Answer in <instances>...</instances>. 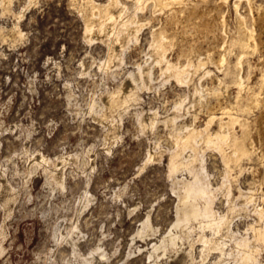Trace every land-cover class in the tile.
<instances>
[{
  "label": "rangeland",
  "instance_id": "374dc122",
  "mask_svg": "<svg viewBox=\"0 0 264 264\" xmlns=\"http://www.w3.org/2000/svg\"><path fill=\"white\" fill-rule=\"evenodd\" d=\"M250 1L255 10L254 37L258 45L232 46L229 65L232 69L236 54L243 51L250 65V91L258 92L264 100L260 75L264 69V0ZM231 2L227 23L235 36ZM25 3L12 0L11 10L6 12L0 6V264H153L148 257L151 246L172 228L177 198L171 191L165 152L160 159L148 161L146 154L170 146V127L159 123L154 131H141L135 111L142 107L164 114L180 94L191 88L170 80L159 90L142 89L140 106H131L117 115L121 120L118 136L109 143L105 134L112 127L111 119L99 122L88 106L113 89L134 69L135 62L143 61L141 52L147 48L149 29L143 31L140 43L131 47L113 74L111 69L99 68L107 55L105 41L85 37L80 12L83 0H36L19 18ZM211 13L210 26L216 16V12ZM13 26L22 32L16 40L9 35ZM170 53L175 60L176 50ZM224 82L230 93L237 94L231 76L226 75ZM248 92L243 94V103L250 98ZM224 98L220 99L222 103L235 105V101ZM202 111L198 106L191 109L186 121L195 115V123H203L207 116ZM215 113L221 115L218 109ZM237 115L253 120L259 110H240ZM216 123L213 128H217ZM252 137L257 143L254 133ZM261 143L258 151L241 160L240 172L235 168L233 187L236 196L237 187L247 190L254 181L257 204L264 203V184L257 182L258 177L264 182V139ZM199 150L211 181L214 185L220 183L225 169L221 156L204 144ZM68 154L81 158L76 162L68 159L52 177L45 170L51 163L34 165V159L30 163V158L37 155L55 162ZM51 178L61 179L62 185L50 182ZM218 197L215 208L224 212L226 200ZM253 218L249 210L236 212L231 225L243 233ZM199 246L194 243L189 259L183 253L188 243L178 241L177 248L183 249L175 253L173 264H226L215 251L199 262ZM98 249L105 254L103 257L85 261ZM156 254L160 264H170V251L162 255L159 249ZM260 259L264 264V248Z\"/></svg>",
  "mask_w": 264,
  "mask_h": 264
},
{
  "label": "bare ground",
  "instance_id": "6f19581e",
  "mask_svg": "<svg viewBox=\"0 0 264 264\" xmlns=\"http://www.w3.org/2000/svg\"><path fill=\"white\" fill-rule=\"evenodd\" d=\"M35 2L36 0H26L19 18L24 10ZM230 2L231 0H106L101 3L96 0H83V7L80 9L85 37L88 40H104L106 43L107 55L99 63V68L104 71L111 69L113 74L118 72L131 47L140 43L143 31L149 29L147 48L141 52L143 61L135 62L134 69L113 89L101 94L98 100H92L88 106L99 122L104 123L111 119L112 127L105 134L109 143H113L118 136V122L121 120L117 115L131 106H140L143 101L140 94L142 89L154 87L159 90L160 86L170 80H174L179 86L191 88L188 93H182L172 100L171 108L164 114L142 107L136 108L135 111L141 131H154L159 123L170 127V146L166 149L159 147L156 151L146 154L148 161L160 159L165 152L168 176L172 181L171 191L177 198L172 228L151 246L148 257L153 264H160L156 254L159 249L162 255L170 251L169 263L173 264L176 260L175 253L183 249L177 248L178 241L188 243L189 248L183 250V253L189 259L192 258L194 243L198 242L199 262L204 261L211 251H215L218 258L226 264H263L260 252L264 248V203L255 202V182H250L247 190L237 187L238 194H233L237 177L235 168L240 172L241 160L258 151L264 139V100L258 92L250 91V65L243 51L240 50L236 54L232 69L229 65L232 46L257 48L254 37L255 10L250 0L231 2L235 11L236 29V35L232 36L227 23ZM11 3L12 0H0L2 11H10ZM212 11L216 12V16L212 18L214 24L210 26L208 18L210 19ZM202 13L203 15H200ZM9 35L16 40L22 36V32L13 26ZM173 50H176L175 60L170 56ZM244 69L246 74H243ZM226 75L234 79L238 88L237 94L229 92L224 82ZM260 75L264 80V69ZM247 89L250 98L243 103V94ZM222 97L235 101V105L230 101L222 103ZM197 106L205 111L207 119L201 124H196V116L192 115L190 122L186 121L190 110ZM255 108L259 110V115L256 114L253 120L237 115L240 110ZM215 109H218L221 115L217 116ZM215 121L217 128H213ZM253 133L257 143L254 142ZM202 144L207 149L216 151L225 165L221 181L216 185L211 181L203 154L199 150ZM155 145L158 146L159 142L156 141ZM106 149L108 150V147ZM78 158V154H68L53 162L48 157L37 155L30 158V163L32 159L35 160L34 165L51 163L45 170H49L52 177L57 168L62 169L68 159L76 162ZM183 172H186L188 177L183 176ZM51 181L62 185L61 179L51 178ZM257 182L264 184L263 179L259 177ZM218 195L226 200L227 207L224 212L215 208ZM239 198L242 199L241 203L236 202ZM248 210L254 218L243 233L238 232L231 225L233 215ZM69 241L71 245L74 244L72 238ZM95 252L96 255L85 256V261H96L97 257L105 255L99 249Z\"/></svg>",
  "mask_w": 264,
  "mask_h": 264
}]
</instances>
